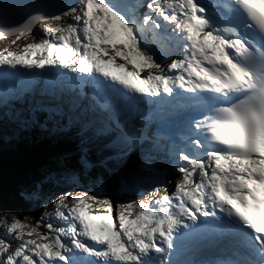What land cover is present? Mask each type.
I'll list each match as a JSON object with an SVG mask.
<instances>
[{"label":"snow or ice","instance_id":"6c2138e0","mask_svg":"<svg viewBox=\"0 0 264 264\" xmlns=\"http://www.w3.org/2000/svg\"><path fill=\"white\" fill-rule=\"evenodd\" d=\"M18 7L0 0V37L11 44L35 25L45 38L0 48V68L48 70L126 120L151 98L183 130L168 149L171 189L165 177L115 204L61 191L51 211L42 183L27 189L43 215L0 214V264H264V0H75L53 12L32 4L9 22ZM46 95L62 128H88L75 100ZM140 140L127 137L128 150ZM88 163L82 155L57 178L75 184Z\"/></svg>","mask_w":264,"mask_h":264},{"label":"trees","instance_id":"16d2710c","mask_svg":"<svg viewBox=\"0 0 264 264\" xmlns=\"http://www.w3.org/2000/svg\"><path fill=\"white\" fill-rule=\"evenodd\" d=\"M48 99L45 98L44 106H47ZM30 106H33L31 109ZM24 109L23 120L16 132L9 128L10 135L5 137L0 134V214L16 216L19 219L38 214L41 203L30 200L24 195L27 189L34 184H43V199L49 200L53 193L61 186L63 180L57 178L58 172L67 167L79 170L80 157L74 156L75 152L69 147V142L86 143L89 148L90 157L86 171L79 174V185L85 190L94 191L98 189V182L101 183L104 192L112 198L122 191V185H127L136 191H148L149 187L158 186L163 181L164 156L161 150L143 142L139 145V151L128 150L127 146L122 147L120 143L112 145L106 152V142L110 141L109 133L104 136V130L90 128L89 132L81 131L79 127H61V120H57L52 113L41 114L30 105ZM49 114V115H48ZM51 117L53 123L48 118ZM71 119V116L67 117ZM93 118V117H92ZM97 124L100 118H94ZM102 122V120H101ZM8 124V122H6ZM55 125L64 137H57ZM4 127V121H0V130ZM88 129V128H87ZM89 134L91 138L84 139ZM83 144L81 146L84 151ZM111 155V161L107 168L99 167L102 160L99 153ZM97 156V157H96ZM149 161L147 167H143V161ZM100 161V162H99Z\"/></svg>","mask_w":264,"mask_h":264},{"label":"rangeland","instance_id":"374dc122","mask_svg":"<svg viewBox=\"0 0 264 264\" xmlns=\"http://www.w3.org/2000/svg\"><path fill=\"white\" fill-rule=\"evenodd\" d=\"M72 3H75V0H70L68 4H72ZM143 11V9H141V12ZM36 30H34L33 32H31V34H25V36L27 35V37L25 38H20L18 37L17 39L15 40H12L11 44L7 43V41L9 39H7V37H0V48H7V49H11L13 51H16L18 50V46L19 45H22V44H25V43H29V42H36V41H39L40 39H43L45 38L43 36V31H42V28L40 27H35ZM9 38V37H8ZM147 41L149 44H153V37L151 35V33H148L147 34ZM160 41H159V38L157 39L156 43L158 44ZM118 62H121L122 61H118ZM170 60L166 61L165 63H169ZM128 68L131 70V65H128ZM144 73H141V75L143 76ZM38 99H40L37 96L35 97H32L30 104H10V105H5L4 107H0V119H2V121H4V127L2 128V130H0V134L1 135H4L5 137H8V135H10V130L6 127L8 126L9 128H13L16 132H21L19 128H17L18 124L20 123L21 124V120H19L18 118L19 117H23V110L24 109H27L30 105H34V102L37 101ZM37 104H41L40 101L37 102ZM35 107V106H34ZM30 108L32 109L33 106H30ZM6 122H8V124H6ZM153 130V129H152ZM154 131V130H153ZM155 132H151V134L153 136L150 135V137H154L155 135ZM148 134V133H147ZM146 135V134H145ZM146 138H149V137H146ZM161 138V139H160ZM160 138H153L155 140V143H157V146L159 144L160 147H162L163 149V152L166 156V159H167V163L165 165V172L169 173L170 176L166 175L167 176V179H169V181H171V184L169 185L170 189L171 187L174 185V182H175V179H176V175L175 173L172 172L171 168H170V164H169V159H168V149H169V146L171 144L172 141H175L174 139L171 141V139L169 138H163L160 136ZM123 139V138H122ZM151 139V138H149ZM159 140V142H157ZM147 141H150L151 140H147ZM102 154V158L103 156L105 155L104 153L100 152V155ZM106 157V156H105ZM105 163H107V161L105 162H102V164L100 163V165H98L99 167L101 166H106ZM107 168V167H106ZM98 189L97 190H94V191H88V190H85L81 185H79V183H72L71 181H63L61 186L59 187V189H57L56 193H53V195L50 197L48 201L49 203V211H51V200L52 199H55L56 198V195H58L61 191H71V192H74V193H79V192H84V191H87L89 192L90 194H96L98 196V198H103L104 196H107L109 197L112 202L115 204V203H127L129 202L130 199H136V200H139L141 198H143V195H146L147 192L146 191H136L135 189H131L130 187L127 186V190H125L124 187H122V191H120V193H118V195L114 198H112L109 194H107L106 192H104V190L102 189V186H101V183L98 182ZM161 195L163 193H160ZM43 212H44V209L41 205V208L38 212V214H35L33 213L31 216H30V221H27V223L29 224H35L36 220L41 216L43 215ZM24 216H22V219L21 220H24L23 219Z\"/></svg>","mask_w":264,"mask_h":264},{"label":"water","instance_id":"95a60500","mask_svg":"<svg viewBox=\"0 0 264 264\" xmlns=\"http://www.w3.org/2000/svg\"><path fill=\"white\" fill-rule=\"evenodd\" d=\"M68 0H14V2L19 5V7L17 8V10L15 12H13L8 18L7 20L9 22H14L17 18L20 17V15L24 12L27 11V8L28 6L32 5V4H40V5H43L44 8L43 10L44 11H47V12H53L57 9L59 10H63L64 9V6L65 4L67 3ZM5 36H10V35H5ZM38 108V111H39V115L38 116H41V114L43 113H46L47 112L45 110H43V108L41 107V105H38L37 106ZM93 106L91 105V103L88 101V100H84L82 103H81V111L84 112L86 111V109H92ZM46 114H43V115H46ZM23 115V114H22ZM49 115V114H48ZM22 117V116H21ZM93 117V118H92ZM100 118L101 119V116H99L96 112L93 111V113H91V115L85 117V121H83L84 123H86L88 125V129L84 130L85 132H89L90 128H96L97 130H100L101 129V126H100V121L101 120H98L97 121V124H95L96 121L94 118ZM49 122L50 123H53V120L51 117L48 118ZM94 120V121H92ZM53 128L56 130V133L57 134L56 136L57 137H64V133H60L58 131V129L56 128L55 125H52ZM84 135H87V137H84V139H88L91 138V136L87 133V134H84ZM82 144L84 145L83 148H84V151H82ZM69 147L72 148V150L75 152V155L74 156H78L81 157L82 155L83 156H86L87 157V160L88 158L90 157V151H89V148H88V145L86 143H83V141H81V143H74V142H69ZM97 157V156H96ZM99 158L101 159L102 158V154L100 155L99 153ZM100 162V161H99ZM82 186V185H81ZM83 187V186H82ZM84 188V187H83Z\"/></svg>","mask_w":264,"mask_h":264},{"label":"bare ground","instance_id":"6f19581e","mask_svg":"<svg viewBox=\"0 0 264 264\" xmlns=\"http://www.w3.org/2000/svg\"><path fill=\"white\" fill-rule=\"evenodd\" d=\"M36 29V28H35ZM24 35V34H23ZM7 39H10V37L8 38L7 37ZM25 73V74H24ZM24 73H22V72H20V74H18V76L20 75V77H21V80L22 81H24V82H26V83H36L37 82V79L38 78H33V77H30V76H27L26 75V72H24ZM0 74H2L1 72H0ZM25 76H27V77H25ZM14 77V74H12V73H9V75L7 76V77H4V76H2V75H0V90H3V89H5L6 88V86H5V82H7V84H8V82H10L11 80H13V83L16 81V79H14L13 78ZM62 81H63V79H61ZM19 81V80H18ZM66 81H67V83H70L67 79H66ZM64 82V81H63ZM40 85H44V86H46L47 84H45L43 81L40 83ZM45 98H46V96H44ZM1 107V106H0ZM154 110L155 111H157V112H165L166 111V109H162V108H158V107H155L154 108ZM140 113V112H139ZM138 113V114H139ZM169 114V112L168 111H166V115H165V117H166V120L167 121H169V122H171L173 125H175L176 127H178V128H183V122H182V119H174L171 115H168ZM69 116V115H68ZM140 117V116H139ZM150 118L152 119V116H150ZM124 125H126L128 122H127V120H125L124 122ZM156 135V134H155ZM151 136H153V135H151ZM179 138H180V136H179Z\"/></svg>","mask_w":264,"mask_h":264}]
</instances>
